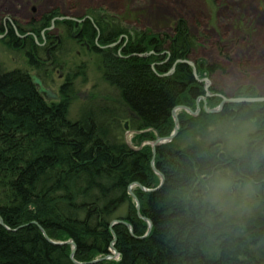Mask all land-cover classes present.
Wrapping results in <instances>:
<instances>
[{
	"label": "trees",
	"instance_id": "16d2710c",
	"mask_svg": "<svg viewBox=\"0 0 264 264\" xmlns=\"http://www.w3.org/2000/svg\"><path fill=\"white\" fill-rule=\"evenodd\" d=\"M55 17L46 12L15 22L19 33L11 21L9 30L0 29V41L22 52L27 64L0 65V215L8 227L0 223V264H77L72 245L51 243L40 226L53 240L73 239L80 262L112 254L115 233L118 258L92 264H264V101L228 103L219 113L206 111L202 101L197 115L178 111V135L157 146L154 162L165 175L157 188L152 145L142 146L156 132L134 134V148L126 131L154 128L169 136L177 105L196 110L198 97L206 96L210 108L218 106L222 96L214 87L208 96L200 79L220 65L193 57L197 39L184 18L157 32L128 31L112 16L96 15L99 29ZM52 26L44 44L42 29ZM123 33L127 42L114 44ZM185 59L194 60L200 79L179 61ZM60 68L66 71L60 98L48 100L30 74L47 87ZM91 71L115 93L87 101L72 118L76 81ZM234 96L259 95L245 85ZM248 121L256 129L236 153L220 128ZM224 174L234 183L251 182L260 207L240 214L222 208L212 193ZM133 182L157 188L134 186L140 210L129 193ZM139 211L153 222L148 235ZM116 219L129 222L133 233L124 223L111 227Z\"/></svg>",
	"mask_w": 264,
	"mask_h": 264
},
{
	"label": "rangeland",
	"instance_id": "374dc122",
	"mask_svg": "<svg viewBox=\"0 0 264 264\" xmlns=\"http://www.w3.org/2000/svg\"><path fill=\"white\" fill-rule=\"evenodd\" d=\"M116 2L115 6L122 12L127 23L137 22L136 25L140 30L168 32L177 19H186L191 33L197 39V48L193 57L220 65L212 77H208L211 81L210 87H214L216 94L232 97L240 87L253 85L258 95L264 96V0H118ZM50 8L49 0H0V25L3 21L8 23L9 19L25 24ZM136 8L142 10L134 12L133 9ZM82 10L83 6L77 8V14L68 16L80 18L83 16ZM83 59L84 56L77 58L79 61ZM188 60L194 62L192 59ZM25 61L22 52L11 49L0 41L2 67L8 70L26 68ZM65 74V69L53 70V79L47 87L59 93L60 86L65 82ZM105 93L114 94L115 91L101 80L97 72L91 71L85 79L79 77L74 89L75 97L70 107V116L77 118L87 101L91 102ZM204 97L207 103V97ZM181 110L183 109L178 111ZM255 129V122L248 121L235 125L232 123L222 125L220 131L222 134L225 133L228 148L240 153L249 133ZM134 134L126 131L124 136L132 147L138 148L132 143ZM153 141H146L142 146L152 145ZM220 177L230 181V188L227 190L217 189L216 182L213 186V197L220 202L222 208L240 214L260 207L259 194L251 182L234 183L229 174ZM116 258L118 256L112 259Z\"/></svg>",
	"mask_w": 264,
	"mask_h": 264
},
{
	"label": "water",
	"instance_id": "95a60500",
	"mask_svg": "<svg viewBox=\"0 0 264 264\" xmlns=\"http://www.w3.org/2000/svg\"><path fill=\"white\" fill-rule=\"evenodd\" d=\"M59 19H70L72 17H58ZM77 20V19H75ZM78 21H81V20H78ZM127 27L130 26V24H126ZM19 33V32H18ZM21 36H25V35H21ZM4 37V34H1L0 33V38ZM124 37V36H123ZM179 61H182V62H186L188 64H190L192 67H193V71H194V74H195V77L200 79L198 77V71H197V67H196V64L195 62L191 61V60H188V59H185V60H179ZM174 67L171 69L170 72H168L167 74H170V73H173L174 71ZM30 77H31V81L33 84L37 85L38 87V92L44 96H46V98L48 100H57L59 98L58 96V93L53 89V88H49V87H46L44 85V82L42 80V78L37 74V73H31L30 74ZM201 81H204L205 82V89L207 90V95L208 96H212L214 95L211 91H210V85H211V81L208 77L206 78H202L200 79ZM222 96V101L220 102V104L214 108H209L207 106V103H206V98L204 96H200L198 97L197 99V109L196 110H193L191 109L190 107L188 106H185V105H177L173 111H172V114H173V117H174V121H175V127H174V130L173 132L169 135V136H161L156 129L154 128H148V129H144V130H129L128 132L130 133H142V132H145V131H149V130H153L156 132V139L155 141H153L152 143V148H153V160L151 162V165H152V168L153 170L160 176L161 178V183L160 185L157 187L159 188L160 186H162V184L164 183L165 181V175L156 167L155 165V162H154V158H155V155H156V152H157V146L160 145V144H163V143H168V142H171L179 133V130H180V120H179V116H178V110L179 109H186L190 114L192 115H197L200 110H201V107H200V101L203 100L204 101V108L206 111L210 112V113H219L222 111L223 107L228 104V103H251V102H262L264 101V96H257V97H227V96ZM127 142L130 144V141L128 139H126ZM134 185H138L141 187V189H143L144 191H153V190H156L157 188H147L145 187L144 185H142L140 182H133L130 186H129V193L133 196L135 202H136V207L138 210H140V201L137 197V195L134 193L133 191V186ZM139 216L144 218L147 222H148V231L146 233V235H148L151 230H152V227H153V222L151 221V219H149L148 217H144L142 216V214L140 213L139 211ZM124 223L128 226V228L130 229V231L133 233V227L132 225L125 221V220H113L110 224V226L112 227L114 224L116 223ZM0 223L3 224L4 226L5 225V222H4V219L2 218V216L0 215ZM7 227V226H6ZM43 233L45 234L46 238L53 244H56V245H64V244H70L72 245V252L70 254V257L71 259L77 263V264H92V263H96L98 261H102V260H105V259H112V258H115L116 256H119V252L118 250L116 249L115 247V240H116V234L114 233V241L111 243V252L112 254H109V255H106L104 257H100V258H97V259H94L92 261H89V262H80L78 261L76 258H75V253H76V249H77V244L76 242L73 240V239H69V240H66V241H57V240H53L51 239L46 230L40 226ZM8 228V227H7Z\"/></svg>",
	"mask_w": 264,
	"mask_h": 264
},
{
	"label": "flooded vegetation",
	"instance_id": "af4514ba",
	"mask_svg": "<svg viewBox=\"0 0 264 264\" xmlns=\"http://www.w3.org/2000/svg\"><path fill=\"white\" fill-rule=\"evenodd\" d=\"M116 1L118 0H49V5L51 6V8L47 12H54L56 14V17L54 19L55 21L59 19L58 17H71L68 15L77 14L76 12L77 8H81L83 6V10L81 11L82 12L81 14L83 15L82 17L80 18L72 17L70 19H67V20H74L77 26H80L79 28H83L84 24L87 21H90L94 25V27L99 29V26L97 24L95 17L96 15H100L102 17H108V16L114 17L117 21H119V23L123 26V28H125L128 31L140 30V28L136 25L137 23L136 21H135L136 23L134 22L127 23L128 21L124 19L122 12H120L118 8L115 6V4H117ZM136 1H142V0H136ZM77 6H80V7H77ZM33 10H35V7L33 8ZM133 10L134 12H138V10H142V9L136 8ZM43 14L44 13H42L40 16H42ZM138 14L142 15L141 13H138ZM60 20H66V19H60ZM78 20H81V21H78ZM8 21H11V20L9 19ZM11 22L14 25V29L18 32V27L16 24H14L15 22L13 21ZM126 24H130V26L127 27ZM55 27L56 26H54V28ZM3 28H7V30H9V24L6 23L5 21H3L0 25V29H3ZM52 28L53 26L45 27L42 29V34L44 35V38L46 40L44 44L47 43L48 39H50L52 35ZM127 40H128V35L126 33H123L120 35L119 40L114 44L121 43L123 41H125L126 43ZM97 41H98V38H97ZM58 96L60 98L59 93H58Z\"/></svg>",
	"mask_w": 264,
	"mask_h": 264
},
{
	"label": "clouds",
	"instance_id": "9594fccd",
	"mask_svg": "<svg viewBox=\"0 0 264 264\" xmlns=\"http://www.w3.org/2000/svg\"><path fill=\"white\" fill-rule=\"evenodd\" d=\"M217 189L227 190L230 188V181L224 177H218L216 181Z\"/></svg>",
	"mask_w": 264,
	"mask_h": 264
},
{
	"label": "bare ground",
	"instance_id": "6f19581e",
	"mask_svg": "<svg viewBox=\"0 0 264 264\" xmlns=\"http://www.w3.org/2000/svg\"><path fill=\"white\" fill-rule=\"evenodd\" d=\"M234 96V95H233ZM241 97V96H240ZM201 103V102H200ZM201 106V105H200Z\"/></svg>",
	"mask_w": 264,
	"mask_h": 264
}]
</instances>
